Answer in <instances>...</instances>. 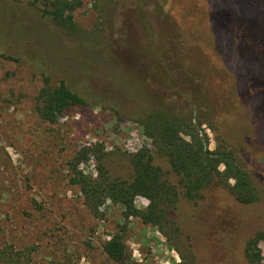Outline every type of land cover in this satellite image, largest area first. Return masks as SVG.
Returning <instances> with one entry per match:
<instances>
[{"label":"rangeland","instance_id":"1","mask_svg":"<svg viewBox=\"0 0 264 264\" xmlns=\"http://www.w3.org/2000/svg\"><path fill=\"white\" fill-rule=\"evenodd\" d=\"M69 1L79 5L72 14L75 31L44 17L42 2L0 0L10 6L11 26L20 29L13 41L9 31L0 32V249H32L31 264H115L102 246L120 234L126 255L119 264H248L246 244L262 235L257 248L264 264V201L237 202L222 165L218 183L198 201H179L171 215L175 227H165L166 236L137 218L124 221L122 207L108 200L93 217L72 183L74 171L94 179L104 158L109 175L125 179L129 161H138L142 150L152 152L151 140L137 124L119 120L93 100L43 116L36 106L45 81L56 86L61 78L54 65L37 66L24 53L30 39L37 44L29 49L40 56L57 60L58 52L64 54L63 70L69 71L75 68L72 55L85 59L76 51L81 41L124 40L137 10L152 31L168 33L177 67L193 82V100L208 116L191 118L199 122L200 137L206 135L208 150H235L264 193V0ZM53 36L60 38L58 48L46 43ZM96 60L94 76L106 67ZM135 75L142 82L147 76ZM124 81L133 92L142 85L137 78ZM154 165L166 175V162L154 159ZM171 179L177 182L175 175ZM148 205L144 198L134 199L137 209Z\"/></svg>","mask_w":264,"mask_h":264},{"label":"trees","instance_id":"2","mask_svg":"<svg viewBox=\"0 0 264 264\" xmlns=\"http://www.w3.org/2000/svg\"><path fill=\"white\" fill-rule=\"evenodd\" d=\"M34 1L43 3V16L50 18L55 26L75 31L72 14L79 7L77 3L69 0ZM9 11L10 6L1 2L0 32L9 31L12 35L10 40L13 41L14 37H18L20 29L11 26ZM132 12L134 19L132 24L128 23V36L124 40L114 42L109 38L100 40L99 43L95 39V45L81 41L76 51L83 52L86 61L78 60L75 55L72 58L70 56L75 62V68L71 67L69 71L63 70L65 57L60 52L57 60L40 56L30 50L37 44H33L30 39L26 44L28 49H24L27 57L31 56L30 60L34 61L32 63L45 69L54 65L61 78L56 86L48 85L49 79L45 81L47 84L40 93L36 106L39 113L43 115L47 112L51 113L50 116H57L68 107L81 106L93 100L99 106L109 108L119 120L137 124L151 140L152 152L142 150L138 161H129L131 173L125 179L112 178L105 168L104 158L100 160V169L94 179L80 171H74L72 183L79 186L85 208L93 217L98 218L100 208L108 200L122 207L124 221L137 218L144 225L157 227L165 235V227L166 230L175 227L171 215L179 201H198L211 185L218 183L221 176L218 171L220 165L224 166L225 182H234L228 188L237 202L251 205L264 201L263 189L260 191L261 186L247 170L238 153L235 150L211 153L206 135L203 133L200 137L197 129L199 122L193 123L191 117L194 114L197 116L208 113L194 102L193 82L183 69L177 67L168 33H155L141 21L137 10ZM2 17L5 18L4 21ZM137 28V40L131 43L129 40L132 32ZM54 37L46 38V43L48 47L58 48L60 38ZM24 53H20V49L17 52L20 57ZM96 58L106 67L97 69V76H94L91 68L95 67ZM114 61L119 62L115 65L116 68L110 69L108 64ZM80 63H83L84 68L78 71ZM135 72L146 73L145 81H140ZM131 74L133 75L127 76ZM93 78L96 79L94 87L90 84ZM130 78H137L142 83L140 87L135 86L136 92L122 83L126 82L124 80L130 82ZM146 85L148 89H145ZM142 88L145 90H141ZM41 98L44 99L39 101ZM211 129L218 133L216 127L211 125ZM186 137L190 141H186ZM154 159L167 163L166 175L159 166L154 165ZM173 175L177 178L176 183L171 179ZM136 197L149 202L145 210L134 206ZM175 230L178 231L177 228ZM262 240V235H257L246 244L244 255L248 264H261L257 246ZM102 251L108 260L119 264L126 255V243L120 234H115L104 243ZM32 253V249H0V264H31Z\"/></svg>","mask_w":264,"mask_h":264},{"label":"water","instance_id":"3","mask_svg":"<svg viewBox=\"0 0 264 264\" xmlns=\"http://www.w3.org/2000/svg\"><path fill=\"white\" fill-rule=\"evenodd\" d=\"M193 123H195V121L193 120ZM200 135H201V132L199 131Z\"/></svg>","mask_w":264,"mask_h":264}]
</instances>
